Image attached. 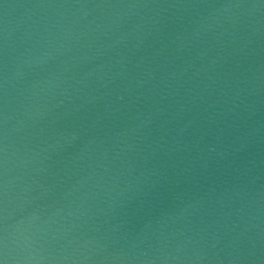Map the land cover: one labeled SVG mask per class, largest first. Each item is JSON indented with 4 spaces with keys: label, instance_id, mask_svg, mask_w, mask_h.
Returning a JSON list of instances; mask_svg holds the SVG:
<instances>
[{
    "label": "water",
    "instance_id": "obj_1",
    "mask_svg": "<svg viewBox=\"0 0 264 264\" xmlns=\"http://www.w3.org/2000/svg\"><path fill=\"white\" fill-rule=\"evenodd\" d=\"M0 264H264V0H0Z\"/></svg>",
    "mask_w": 264,
    "mask_h": 264
}]
</instances>
